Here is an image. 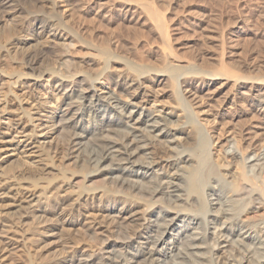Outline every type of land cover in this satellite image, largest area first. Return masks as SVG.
I'll list each match as a JSON object with an SVG mask.
<instances>
[{
    "label": "bare ground",
    "instance_id": "6f19581e",
    "mask_svg": "<svg viewBox=\"0 0 264 264\" xmlns=\"http://www.w3.org/2000/svg\"><path fill=\"white\" fill-rule=\"evenodd\" d=\"M152 1L114 0L111 8L98 0L89 8L96 17L149 21L166 47L156 65L142 51L131 59L105 41L86 40L76 28L82 2L66 20L56 0H0V150L8 137L12 151L33 144L48 161L31 166L17 154L0 158V233L11 232L0 236V264H12V256L22 264H264V149L240 148L227 137L213 154L191 102L199 95L188 82L224 73L187 58L180 63L169 24ZM49 39L53 45L44 50ZM75 41L92 50L84 60L89 69L73 59ZM159 77L172 89L173 105L145 97ZM243 78H233L234 86ZM235 94L264 111V86L239 85ZM60 145L70 168L53 162ZM94 174L103 176L101 184L89 182ZM75 175L81 181L73 182ZM9 206L17 212H3ZM47 225L51 238L64 240L56 256L27 245ZM97 227L113 237L96 238Z\"/></svg>",
    "mask_w": 264,
    "mask_h": 264
},
{
    "label": "rangeland",
    "instance_id": "374dc122",
    "mask_svg": "<svg viewBox=\"0 0 264 264\" xmlns=\"http://www.w3.org/2000/svg\"><path fill=\"white\" fill-rule=\"evenodd\" d=\"M97 1L56 0L55 10L60 16H65L67 20L70 19L68 15L71 12L72 5L74 3L76 5L80 2L84 3L83 7L75 15L80 16L79 18L77 17L79 20H77L76 28H78L80 33H83V37L86 40L95 44H101L105 41L113 52L129 56L131 59L134 58L133 56L136 52L142 51L141 53L145 55H141L145 56L146 59L149 57L150 61L155 65L158 64L160 62V48L164 51L165 46H162L158 42L159 40L155 37L153 29L148 27L150 26L149 21H147L148 23L146 21L142 23L143 20L139 18L141 21L137 24L136 22L138 21L135 19L128 21L133 18L131 14L123 16L122 13H119V16L117 14L116 17H112L111 13L105 17L93 16L89 7L91 5L92 7H96ZM99 1H107L106 3L111 8L116 4L114 0ZM152 3L154 4L153 7L157 6L156 8L161 9L162 13H164L163 20L165 19V22L169 24V27L167 26V29L169 28L167 32H169L172 49L175 50L174 53L176 55L181 56V58L183 56L182 62L180 63L183 64L191 60V62L195 61L194 63L202 70L209 72V70L217 69L224 74L230 70H226L225 65L222 67L225 63L229 68H233L232 72L236 76L245 77L236 81L243 89L244 87H252V85L255 87L264 86L261 84L264 79V0H153ZM34 30L40 32L41 28L39 23L35 24ZM19 37L25 39L27 35ZM145 37L146 40L150 38L146 41ZM65 41L64 38L59 40V42ZM35 45L36 41L32 43L30 49L33 50ZM51 45H53L51 39L42 44L44 50L49 49ZM91 52L92 50L90 48L79 41H75L74 46L70 48L73 59L82 64L86 69H89L91 65L84 63V60L90 56ZM161 53L162 51L160 55ZM169 60L172 59L169 58ZM220 61L223 62L221 63ZM173 62L176 63L177 61L173 60ZM111 65L117 70L121 69V65L118 63L111 62ZM94 67L96 66L93 65ZM229 73L227 72L228 77L223 74L217 79L204 77L199 79L190 78L188 82L189 85L191 84V86L195 87L194 90L199 95V97L191 102L194 103L193 107L197 112L198 118L201 121L203 120L205 129L210 133V139L213 141L211 150L213 154L217 153L218 149L226 145L225 141L228 139L227 137L235 139L237 141L236 144L240 148H247L248 145L250 146L252 144L254 149H264V111H258L251 102L242 100L239 94H235V88L239 85L234 86L233 78L236 76L233 74L234 77L231 71ZM161 78L148 83L150 85L148 87L149 91H147L145 97L148 98L149 103L156 100L157 104H165L166 106L171 105L172 102L174 104V93L171 92L172 89L167 84V81L164 79V81H161ZM22 79L26 82L28 78L24 77ZM38 79L42 80L44 77ZM21 86L17 89L25 97L24 90L21 89ZM101 87L108 89V86L104 83L101 84ZM184 93L186 96L189 95L188 92ZM189 98H192V96ZM200 98H202V102H199ZM47 99L52 100L50 96ZM25 100L27 99L24 98ZM30 100L31 98L27 102H30ZM11 115L13 116V114ZM7 140L8 137L3 141L6 145L1 146L0 158L10 154H17L20 158L27 159L28 164L30 163L31 166L48 162L42 160L44 157L41 155L40 149L35 145H27L22 151H20L21 148L12 151L13 145H8ZM59 151V154L57 153L58 155H56L57 157L55 156L54 158V164H68L70 160H67L63 155L64 149H62L61 145ZM67 168L70 167L67 166ZM231 170H234L233 173H235L233 166ZM88 179L89 182L94 184H101L103 182V176L100 174L89 176ZM72 180L77 183L81 181V177L75 175L72 176ZM2 210L3 212L14 213L17 212L18 207L9 206ZM4 218L3 216L2 221H4ZM28 221V218L25 219V222ZM42 227L40 226L39 228ZM76 227L81 229L78 225ZM76 227L75 230L78 229ZM44 228L47 232L41 235H35L33 238L35 243L30 242L27 245L30 250L32 249V253H38L40 248L44 254L56 256L63 251L64 240L62 241V238L59 237L51 238L49 235L52 232L48 231L49 225L44 226ZM96 232V238H100L102 235L108 236L109 238L113 237L103 227H97ZM10 233H0V236L3 234L11 236ZM1 239L8 240L9 238ZM38 242H41L40 245L36 244ZM11 258H13L11 260L12 264L23 263L16 256H12ZM27 264H29L28 261Z\"/></svg>",
    "mask_w": 264,
    "mask_h": 264
}]
</instances>
